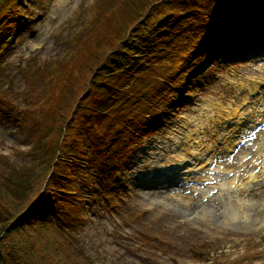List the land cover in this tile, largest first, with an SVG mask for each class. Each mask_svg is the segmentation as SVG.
I'll return each mask as SVG.
<instances>
[{
  "label": "rangeland",
  "instance_id": "374dc122",
  "mask_svg": "<svg viewBox=\"0 0 264 264\" xmlns=\"http://www.w3.org/2000/svg\"><path fill=\"white\" fill-rule=\"evenodd\" d=\"M5 1L0 0V5ZM20 1L16 5L24 9L25 17L18 23V33L0 53V160L9 166L31 163L30 140L49 100L37 106L48 88L42 66L45 70L49 61L61 55L60 41L73 27L75 9L91 0ZM258 1L252 0L236 13L241 14L238 23L223 30L219 41L204 52L206 60L172 106L161 107L159 113L145 120L144 134L127 139L125 145L124 140L115 141L116 146L108 151L98 150L97 163L89 167L95 173L80 193L84 216L73 231L90 264H264L260 220L252 230L227 225L219 216L211 225L193 216L191 210L181 213L170 200H154L153 188L144 183L149 166L163 165L164 151L172 154L178 147L174 140L189 132L195 136L203 127L210 128V133L204 132L201 144L191 141L188 145L201 159L182 164L184 169L173 175L179 184L191 168H211L210 173L214 175L213 170H217L218 176V163L223 158L230 159L229 166L221 165L228 171L217 183H208L206 194H210L211 185L236 184V178L230 180L236 169L262 173L258 152L249 154L242 147L245 142L258 143L257 134H248L264 126V97H259L264 94V82L258 81L264 80V6ZM28 61L40 64V70L32 72L26 67ZM65 74L59 72L53 78L51 94L59 90ZM231 106L236 107L233 115L226 113ZM213 129H218L219 135ZM148 154L152 156L145 160ZM187 183L200 186L197 180ZM169 185L178 184L171 181ZM245 199L248 211L253 204L264 206V184L252 186ZM237 236H242V241L236 242Z\"/></svg>",
  "mask_w": 264,
  "mask_h": 264
},
{
  "label": "trees",
  "instance_id": "16d2710c",
  "mask_svg": "<svg viewBox=\"0 0 264 264\" xmlns=\"http://www.w3.org/2000/svg\"><path fill=\"white\" fill-rule=\"evenodd\" d=\"M243 1H94L73 47L45 66L52 76L66 74L31 137V163L0 160L1 264H90L73 235L84 216L79 201L89 167L100 149L132 136L145 109L203 61V45L221 26L229 29ZM17 2L0 5L3 49L25 17Z\"/></svg>",
  "mask_w": 264,
  "mask_h": 264
},
{
  "label": "bare ground",
  "instance_id": "6f19581e",
  "mask_svg": "<svg viewBox=\"0 0 264 264\" xmlns=\"http://www.w3.org/2000/svg\"><path fill=\"white\" fill-rule=\"evenodd\" d=\"M234 97L235 99L238 98L239 94L234 95ZM246 97L247 96H245V98ZM259 97H264V94L261 93ZM235 108L236 107L231 106L229 112L226 113L233 115V111ZM240 113L243 112L241 111ZM186 122L187 121H185V123ZM187 124L190 123L187 122ZM255 129L256 128L250 130L251 134H248V136L257 134V138L259 139L258 143H260L261 141L260 145L256 146L258 143H254V145L251 142H245L242 147L246 148L247 153L249 154L254 150L255 152H258L256 156L257 161L261 160L264 163V126H261L260 129H257V133H254ZM213 130L214 134L219 135L218 129ZM230 131L232 132V128H230ZM198 132L200 133H196L195 136L192 135L191 132H189L186 133L182 139L180 138L179 140H174V143L177 144L178 147L174 149L172 154H170V151L168 150L164 151V154L161 158V161L164 162L163 165H157V163H153L149 166V174L147 175V180L144 183L146 184V187L153 188V191H151V195L155 196L153 197V199H163L167 201L170 200L177 206L181 213H185L184 211L186 210H191L193 211V216L197 215L198 217L203 218L204 220L211 223V225H214L218 216L221 218V221H224L225 224H236L235 226H243V228L246 230H252L257 220H260V225L264 224V206L259 207L253 204V206H251V210L248 211L249 207H246V205H248L249 202H246L244 204L245 200L243 198L246 197V193L250 188H252V186L263 185V182L260 179L255 183L252 182L253 184L247 185L243 188H238V186L231 187L229 184H227L226 187H223L221 185H211V188L209 189L210 194H206V189H208L207 187L210 186L208 185V183H217V180L223 177L224 173L228 171V169L226 170L224 167H221V165L222 163H224V165L229 166L230 159L223 158V160L218 163V168L220 169V174L218 176L216 175L219 171L213 170L215 171L213 175L210 173L212 171L211 168L208 170H195L194 168H191L189 174L184 177L182 183L179 184L177 180L176 183L178 185H175L176 187H171V185H169L171 181L173 183L175 182V178L173 177V175L177 174L178 176V173H180L181 169L183 168L181 160L185 162L199 161L197 160L198 157L195 155L196 151L195 153H193L192 149H188V145L191 141L198 142V145H200L201 141H203V139L205 138L204 132L210 133V128L206 129L203 127L202 130H198ZM194 138L196 140H194ZM187 155H189V158L184 157ZM151 156V154H148L145 157V160L150 159ZM177 160L178 163L176 164ZM141 162L143 164V162L146 161L141 160ZM149 164L150 162L146 163L147 166ZM235 166L236 165H234V167ZM242 168H245V166L243 165ZM240 174V170L236 169L234 171L233 177L237 175L239 176ZM232 178L230 180H232ZM191 179L195 181L197 180L200 183V186H189L187 182ZM185 181L187 184H185ZM176 190L178 193L176 192Z\"/></svg>",
  "mask_w": 264,
  "mask_h": 264
},
{
  "label": "water",
  "instance_id": "95a60500",
  "mask_svg": "<svg viewBox=\"0 0 264 264\" xmlns=\"http://www.w3.org/2000/svg\"><path fill=\"white\" fill-rule=\"evenodd\" d=\"M1 264V263H0Z\"/></svg>",
  "mask_w": 264,
  "mask_h": 264
}]
</instances>
